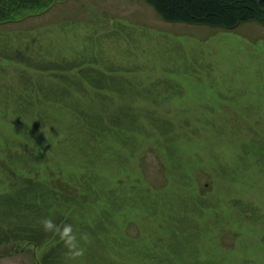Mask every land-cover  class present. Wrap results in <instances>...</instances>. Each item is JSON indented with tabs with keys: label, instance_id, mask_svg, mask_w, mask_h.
I'll return each mask as SVG.
<instances>
[{
	"label": "rangeland",
	"instance_id": "1",
	"mask_svg": "<svg viewBox=\"0 0 264 264\" xmlns=\"http://www.w3.org/2000/svg\"><path fill=\"white\" fill-rule=\"evenodd\" d=\"M8 36L51 61L66 57L83 62L78 68L72 64L64 74L98 72L107 77L111 72L125 76L127 84L122 80L116 87L117 78L110 77L115 87L103 91L110 97L106 107L99 106L100 95L94 100L99 107L92 108L90 88L85 87L86 95L74 91L71 98H60L56 80L22 65L20 83L15 84L14 62L0 53L1 177L45 179L48 189H68L76 233L79 222L93 225L100 215L101 199L97 203L87 197L90 205L83 202L80 207L94 180L103 181L97 189L128 198L135 206L130 214L108 215L105 227L97 223L100 228H94L99 238L109 241L108 250L96 247L105 261L100 264H224L222 259L264 264V26L256 21L230 29L169 23L144 0H61L37 15L0 23V39ZM14 85L27 90L14 93ZM144 85L148 91H143ZM126 92L134 95V107L150 105L146 92L155 100L151 108L183 109L163 118L185 126L175 129L170 139L138 133L116 120L126 118L123 115H105L104 125L90 126L101 121L103 108L114 116L123 107L130 111L123 100ZM16 94L36 104L48 103V108L40 109L39 116V108H25L28 111L20 115L12 109ZM171 155H178V162L172 163ZM139 184L174 197L167 219L162 208L141 209L154 202L155 195L141 193ZM17 189L8 193L14 196ZM92 196L97 199V192ZM53 202H44L50 205L44 218L65 213L57 201L53 209L58 212H53ZM160 203L163 206L162 199ZM185 206H201L203 215L194 216L191 228L175 239L171 232L175 225L180 227ZM47 246L35 250L27 245L0 256V264H38ZM156 256L158 260L150 259ZM63 260L93 264L85 258L69 260L66 253Z\"/></svg>",
	"mask_w": 264,
	"mask_h": 264
},
{
	"label": "trees",
	"instance_id": "2",
	"mask_svg": "<svg viewBox=\"0 0 264 264\" xmlns=\"http://www.w3.org/2000/svg\"><path fill=\"white\" fill-rule=\"evenodd\" d=\"M61 0H0V23L5 21H17L31 15H37L44 10L50 8L52 4ZM148 5H150L156 13L161 17L162 20L169 23H187L194 25H206L210 27H221L225 29L234 28L237 25L249 21H256L262 26H264V0H144ZM16 34H20L19 32ZM19 38V37H18ZM30 45L23 46L21 41H12L11 36H8L6 41L0 39V53H4L8 60L14 62V65L11 66V69L14 72L13 80L15 84L20 83L21 70L19 65L26 67L30 70L39 72L40 77L48 78L47 80H56L58 83L55 86V91L58 93L60 98H71L74 96V91L79 94L86 95V88H90L93 93L88 97L92 98L90 107H106L108 98L106 93L103 91L112 89V84L110 83V77L117 78V81L114 85L116 87L121 86L122 80L123 84H127L126 78L122 74L116 75L114 73H107L103 76L98 72H92L83 74L82 71H79L75 74H64L63 72H69L71 70L72 64H75L78 68L80 65L75 60H69L66 57L55 58L53 61L46 59L43 54H41L38 49L33 50L29 48ZM45 60H49L46 62ZM61 73V74H58ZM124 73H129L125 71ZM103 78H107L106 81ZM135 84L131 83L130 85ZM22 85L25 86L23 83ZM129 86V85H128ZM124 87V86H123ZM26 89V88H25ZM19 85L12 86L14 93H17L21 90H25ZM79 89L80 92L79 93ZM27 90V89H26ZM39 91L45 93L49 90H44L39 88ZM114 91H117L113 88ZM149 87L147 85L143 86V91H148ZM128 95L123 96L124 103L130 109L125 110V107L122 108L115 116L112 111L103 108L101 111L102 117L101 121H95L92 125L101 126V123L104 125L105 120H102L105 115L108 117L116 118L117 115H123L126 118H117L116 120L124 121L129 125H132L138 133L148 134L153 132L159 137L170 139L171 136H175V129H178L182 126H185L184 123L178 122L177 119L164 120L163 116L171 112L175 115L174 110L179 109V112L183 109L181 108H151L155 100L149 95H146V92L143 93L147 96L149 106L145 107H134L133 106V97L134 95L130 92H126ZM21 94H16L12 97V109H16L20 115L25 114L28 110L33 108L38 109V116L42 114L40 109L45 110L48 107H45L48 103H33L31 102V97H21ZM102 96V102L97 106L99 102H95L96 98ZM47 97L46 95H44ZM68 104H74L73 102H67ZM135 104V103H134ZM105 105V106H104ZM60 107H65L59 105ZM72 107V106H71ZM79 108L80 106H73ZM87 107V106H86ZM27 108L26 112L23 109ZM70 114L79 115L84 120V115L78 114L77 112L71 111ZM86 118L88 116H85ZM95 117L99 119L98 113L95 112ZM83 125V129H87L88 126L84 122H79ZM109 124V122L107 123ZM114 123V126L120 129L119 125ZM126 127V125H125ZM87 132L88 129H87ZM93 136H90L92 138ZM91 147H95V143H90ZM125 146V145H124ZM178 155L170 156L172 163L178 162ZM125 159V157H123ZM101 172V171H100ZM0 176V256H9L22 251L25 246L31 245L35 250L45 249L43 255L39 258L37 257L38 264H65L66 260H63V254L67 252L66 248L59 241V238L51 233H45L41 226V221L44 219V216L49 213L50 205L45 206L44 202L48 200L57 201L60 206L65 208V213H62L54 221L58 225H63L65 223L71 224V215L75 211L74 204L71 202L70 196L71 192L66 189V191L59 192L55 188L48 189L45 179L34 180L30 177L18 178L16 175L12 174L8 177ZM57 182H61V178H56ZM103 181L99 177L90 184L91 194L87 195L80 201V207L84 205H90L86 203L87 197H92L95 202H103L101 207L100 215L97 218V221L92 223L93 225H86L83 222H79V227L77 231L80 234L82 229L89 228V235L94 239H91V243L84 245L82 247L86 248V257L89 262L93 264H100L103 261V256H99V252L96 247L102 246L104 249L108 250L109 241L107 239L102 240L98 237L97 232L94 231V228H100L97 226V223H100L105 227L108 219V215L112 216H122L124 213L130 214V210L135 206L132 204L128 198L122 196H113L112 194L105 192L103 190L97 189ZM8 185V186H7ZM140 187V192H150L155 195V200L152 203L145 204L141 209L154 210L158 211L162 208V214L166 216L170 213V201L174 197H167L163 194H157L153 189H149L144 185H136V188ZM17 189L18 192L11 196L9 190ZM154 191V192H153ZM9 192V193H8ZM94 192H97V199L92 196ZM191 193V192H190ZM192 195H195L192 193ZM174 196V192L172 193ZM167 198L168 201H167ZM162 199V204L160 203ZM55 202L52 203L55 206ZM42 204V206H41ZM71 206V207H70ZM80 209V208H79ZM129 211V212H128ZM203 208L198 207L197 210L194 208H189L185 206L181 211V225H175L171 235L177 239L181 237L183 230H189L193 224V217L203 215ZM207 214V213H204ZM31 217V218H30ZM152 217H158L157 214H154ZM151 217V218H152ZM250 219V218H249ZM75 227V223L72 224ZM237 237L239 235H236ZM58 239V240H54ZM240 246V245H239ZM100 253V252H99ZM88 256L94 261L90 260ZM215 257L209 258L214 259ZM151 260H158V256L150 258ZM182 259V254L179 261ZM167 261H170L168 258ZM187 264V260L184 261ZM224 264H235L236 262L222 259ZM78 263V262H77ZM192 264V261L190 262Z\"/></svg>",
	"mask_w": 264,
	"mask_h": 264
},
{
	"label": "clouds",
	"instance_id": "3",
	"mask_svg": "<svg viewBox=\"0 0 264 264\" xmlns=\"http://www.w3.org/2000/svg\"><path fill=\"white\" fill-rule=\"evenodd\" d=\"M42 229L45 233H51L59 238L66 248L67 258L72 261L81 260L86 254L84 245L90 244L91 239L88 233H77L74 231L71 224L65 223L62 226L58 225L52 218H44L41 221Z\"/></svg>",
	"mask_w": 264,
	"mask_h": 264
}]
</instances>
